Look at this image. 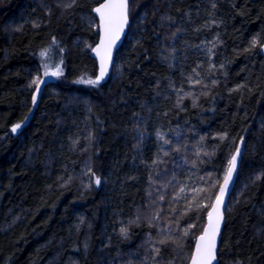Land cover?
<instances>
[{"label":"trees","instance_id":"16d2710c","mask_svg":"<svg viewBox=\"0 0 264 264\" xmlns=\"http://www.w3.org/2000/svg\"><path fill=\"white\" fill-rule=\"evenodd\" d=\"M103 1L0 0V264H190L237 150L218 260L264 264V0H131L87 85Z\"/></svg>","mask_w":264,"mask_h":264},{"label":"snow or ice","instance_id":"6c2138e0","mask_svg":"<svg viewBox=\"0 0 264 264\" xmlns=\"http://www.w3.org/2000/svg\"><path fill=\"white\" fill-rule=\"evenodd\" d=\"M95 11L100 14V22L104 26L105 32L104 39L101 41V46L94 49L98 55L101 54V49H103L100 77L102 78L105 74L106 62L110 59L111 49L128 22V0H108V2L102 4L101 7H97ZM255 43L256 41H253V44ZM41 55H44V53H41ZM59 71L60 70L57 69V73H59ZM45 74H47V71ZM39 82V78H37L36 81H33V83ZM88 82L93 84L99 83V78L95 81L90 80ZM19 127L20 125L17 124L12 131L15 132ZM238 155L239 150H237L236 155L232 157L229 163L228 171L225 175V184H227L232 176ZM96 183H100L99 178H97ZM221 194H223V189L221 190ZM220 203L221 201L218 199L217 206L213 208V212L208 213L209 224L207 229H205L204 234L199 238L200 243L196 246V254L192 258V264H212V261L215 259V241L216 236L219 233L220 223L223 219L222 213L219 209ZM213 213H215V217H213ZM185 234H187V232H185Z\"/></svg>","mask_w":264,"mask_h":264},{"label":"water","instance_id":"95a60500","mask_svg":"<svg viewBox=\"0 0 264 264\" xmlns=\"http://www.w3.org/2000/svg\"><path fill=\"white\" fill-rule=\"evenodd\" d=\"M108 0H104L99 6L97 7H101L102 4L107 3ZM130 2L131 0H128V22L127 24L124 26L123 31L121 32L119 38L115 41V44L113 45L112 49H111V54H110V59L107 60L106 62V67H105V74L102 78L101 77V56L103 55V49H101V54H97V52L94 49H97L101 46V41L104 39V26L101 24L100 22V14L97 13L95 10V15L99 21V40L98 43L96 44V46L93 48L92 52H91V57L97 62L98 65V76L97 79L99 78V83L100 85H104L106 83H108L111 75H112V69L115 63V58H116V53L117 51L121 48V46L123 45V42L126 38L129 26H130ZM96 7V8H97ZM95 8V9H96ZM96 79V80H97ZM236 155V154H235ZM234 155V156H235ZM240 162H241V152H239V155L237 156L236 159V166L235 169L232 173L231 178L229 179V181L227 182V184H225V179L220 187V190L218 192V195L213 203L212 208L210 209V212H213V208L217 206V200L219 199L221 201V203L219 204V209L222 213L223 219L220 223V227H219V233L216 236V241H215V259L212 261V264H219V260H218V253L220 250V245H221V240H222V235H223V231H224V226H225V212L227 209V206L230 202V198L235 190L236 187V182H237V176H238V171H239V167H240ZM223 189V194H221V190ZM213 217H215V213H213ZM209 224V218L207 216V222L206 225L204 227L203 233L201 235L204 234L205 229H207ZM200 235V236H201ZM200 236L197 238L196 243H195V247H194V251L192 254V258L195 256L196 254V246L198 243H200ZM192 258L190 261V264H192Z\"/></svg>","mask_w":264,"mask_h":264},{"label":"rangeland","instance_id":"374dc122","mask_svg":"<svg viewBox=\"0 0 264 264\" xmlns=\"http://www.w3.org/2000/svg\"><path fill=\"white\" fill-rule=\"evenodd\" d=\"M51 66L49 65L48 68H46L47 70V74H45L44 77H41L39 78V83H37L36 87L39 89V88H42L43 86H45L47 83H50V82H53V81H58L60 78H61V73L59 71V73H57V71H50V68ZM54 73H57V74H54ZM88 81L90 80H85V84L89 85L91 83H89ZM156 198V196H155ZM147 214H150L151 217H154L156 215V212H155V209L154 208H151L150 211L147 213ZM158 234H161V232L159 231ZM149 251H152L153 250V247H148Z\"/></svg>","mask_w":264,"mask_h":264},{"label":"bare ground","instance_id":"6f19581e","mask_svg":"<svg viewBox=\"0 0 264 264\" xmlns=\"http://www.w3.org/2000/svg\"><path fill=\"white\" fill-rule=\"evenodd\" d=\"M99 5H100V4H99ZM99 5H97V6H99ZM97 6H96V7H97ZM96 7H95V8H96ZM94 10H95V9H94ZM94 14H95V12H94ZM129 18H130V17H129ZM130 24H131V23H130ZM98 27H99V21H98ZM129 28H130V26H129ZM128 31H129V29H128ZM127 35H128V32H127ZM127 35H126V37H127ZM125 39H126V38H125ZM124 42H125V40H124ZM124 42H123V44H124ZM121 47H122V46H121ZM118 51H119V50H118ZM118 51H117V52H118ZM116 55H117V53H116ZM92 59H93V58H92ZM115 60H116V58H115ZM114 64H115V63H114ZM112 70H113V69H112ZM97 76H98V73H97ZM110 78H111V77H110ZM96 79H97V77H96ZM96 79H95V80H96ZM109 80H110V79H109ZM108 82H109V81H108ZM96 84L99 85V86H103V85H100V84H98V83H96ZM106 84H107V83H106ZM106 84H104V85H106ZM38 95H39V92L36 94V100L38 99ZM239 152H241V151H239ZM236 153H237V152H236ZM236 153H235V154H236ZM235 154H234V155H235ZM241 158H242V152H241ZM221 185H222V184H221ZM220 187H221V186H220ZM219 190H220V189H219ZM217 195H218V194H217ZM216 197H217V196H216ZM214 201H215V200H214ZM212 206H213V205H212ZM227 207H228V206H227ZM211 208H212V207H211ZM226 210H227V209H226ZM225 213H226V212H225ZM218 254H219V253H218Z\"/></svg>","mask_w":264,"mask_h":264}]
</instances>
